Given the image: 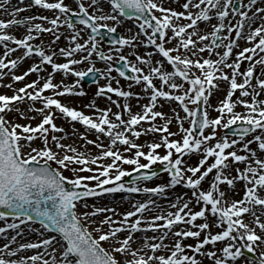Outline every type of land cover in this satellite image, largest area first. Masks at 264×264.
<instances>
[{
  "label": "snow or ice",
  "instance_id": "1",
  "mask_svg": "<svg viewBox=\"0 0 264 264\" xmlns=\"http://www.w3.org/2000/svg\"><path fill=\"white\" fill-rule=\"evenodd\" d=\"M10 0H0V6L6 5ZM78 5V11L73 10L64 0H28V7L36 6L40 9L49 10L54 13V18L49 19L46 16H30L24 19H16V15L25 11V8L17 7L10 15L9 20L0 19V45H3L5 51L4 57H8L15 52L17 48L24 49L23 55L17 59H11L5 62L0 58V70L16 69L18 63L24 57H31L34 52V46L30 41L36 39L40 33H52L54 39L52 43L59 40L58 29L66 25L73 29L70 37V43L74 47L60 48L59 53L66 58V62L57 63L53 56L55 53L46 54L43 47L35 46V56L39 57V63L29 67L22 75H12L13 81H22L31 73L40 72L41 65L48 64L51 72L43 78L41 85L40 78L34 80L15 91L12 96L0 95V209H8L13 214V219L19 223L13 222L6 227H0V234L6 233L7 229L16 230V236L22 235L19 231L20 225L33 220V216L38 218L42 229L50 235L42 237L37 242H24L19 244L18 249L13 250L5 243L0 247V264H202L197 256H203L213 260L214 264H230L241 258L246 249L248 253H254L257 242L264 240V237L257 235L255 230L245 223L242 219L244 214L252 212L250 206H261L260 211L264 212V197L259 195L264 191V159L257 158V153L249 148L253 142L258 144L261 152H264V99H257L264 93V78L254 80V67L256 64L264 66V56L257 60L253 57L258 53H264V22L256 27H251L257 16L264 21V7H255L257 0H184L182 8L184 11H176L170 7H164L165 0H109L111 13H104L102 8L97 6L98 0H90L88 6L82 0H75ZM175 2V0H173ZM97 6L90 12L89 8ZM191 9H197L193 12ZM214 11L218 23L212 25V31L200 35L197 32L198 22L210 21V13ZM252 15H249V12ZM100 14H97V13ZM160 15H156V13ZM135 16L138 24V34L130 38L121 36L113 40V44L120 46L135 47L133 41L137 40L138 35L147 37L145 45L155 48L156 52L163 61H157L162 65L164 61L171 65L172 71H163L162 67H150L148 74L143 73V69L136 65H131V71L138 73L131 79L137 84L143 82L145 91L150 92V100L147 105L142 106V112L133 114L128 103L122 106L116 101L117 108L122 111L111 113V108L98 109L94 103L86 105L92 107L99 115L94 119L92 116L84 114L75 108L69 107L54 97L76 95L83 96L85 93L74 91L90 73L99 72V69L89 67L87 71L76 70L73 65L80 64L92 57L93 53L102 61H111V55H106L103 51H98L97 36L101 30L106 34L117 32L115 25H109L108 21L119 23V17ZM230 16H238L239 20L235 25L230 21H225ZM63 17V20H61ZM76 23L90 29L84 43L77 42L81 33L75 30ZM181 19L188 23H178ZM34 20L47 21L51 27H44L41 23H32ZM245 22H248L250 31L245 34L243 29ZM27 25V34L23 38H17L9 34L6 30L13 26ZM192 29V32H188ZM150 30V31H149ZM171 31L172 36L166 39L167 32ZM227 33L222 35V33ZM235 33L237 39L243 38L251 47H245L236 54L235 60L229 63L234 47H238L237 39H230L232 33ZM35 33V35H33ZM197 36V40L192 37ZM177 39V45L173 48H167L165 45L172 39ZM208 41L204 44L202 42ZM8 42L16 45V48L8 46ZM187 50L192 56H198L200 53L207 52L211 56L215 50L223 48L222 54L215 52L218 59H200L193 60L188 56L180 54L172 55L173 52H179L180 49ZM120 51L119 48L116 49ZM87 53L81 59L72 58L75 53ZM248 54V55H246ZM149 57L151 53H148ZM136 60L141 64H151V60H145L140 55H136ZM249 61L248 67L241 72V62ZM119 61L123 62L122 68L116 69L120 77H125L124 69L130 67V62L125 55L119 56ZM198 69L200 76H190L192 69ZM224 68L231 72H224ZM111 65L107 68V79H111ZM62 73L64 76L71 74L78 79L73 85H64L63 80L60 83H53L56 73ZM3 73L0 72V77ZM158 76L162 82L161 87H157L152 77ZM237 77H242V82H238ZM175 78L187 81L189 88L184 89L182 83H177ZM217 81H226L229 84V90L225 98L220 101V106L216 109L220 114L215 119H209L207 111H201V101L208 104L209 96L213 89L219 90ZM166 85L171 91L163 90ZM258 86V87H257ZM10 87V85H8ZM249 88L252 92H249ZM31 89L32 91H28ZM46 90H51L52 95H42ZM182 90V92H181ZM239 90V96L236 100L232 97ZM105 93H114L117 97L127 99L134 95L129 91L121 90L119 87L113 88L111 84L98 88L96 95L102 96ZM207 93V94H206ZM251 97V100L242 99ZM158 98L168 101L179 102L188 119L189 128L183 127V121L177 115L180 130L184 133L182 142L169 140L167 137L174 135L169 132L167 120L161 127H149L146 131L162 132L167 135L162 136V143L152 142L147 145L149 151L145 153L141 150L143 147L134 142L133 139L125 134L131 133L134 138H139L141 131L135 129L142 121L148 122L156 118L165 119V114L161 111H155ZM25 99L32 102H41L42 108H29L28 111H34L42 115V119L36 126L21 125L5 118L4 113L11 112L17 102ZM189 104L194 107L189 108ZM242 105L246 109V114H240L234 111L237 105ZM21 118L34 119L35 117H26L24 112L15 108ZM59 112L64 118L72 122H78L85 126L89 131L94 130L97 134L106 136L109 140L108 145L99 141L88 140L84 136L80 138L85 140L86 144L94 145L100 149L97 155L86 154L78 151L77 148L61 143L64 137H57L55 133L64 132V129L58 127L54 120L55 113ZM109 113L115 117L111 119ZM122 113H128L127 120L122 118ZM227 117V118H226ZM233 126H237L233 128ZM232 129L234 133L239 134L238 139H229L225 133L223 137L217 138L216 128ZM211 128L210 134L205 135L204 130ZM199 130L200 136H196V130ZM259 130V134L257 133ZM49 133H52L49 136ZM253 133V138L243 143L242 151L249 155L238 154L237 150L226 152L228 149H234V146L245 141V136ZM39 139L42 147H33L32 142ZM51 140L53 146L49 144ZM215 140L214 146L210 141ZM117 145L125 146L123 151L130 152L135 149L131 157L124 156ZM164 147L166 154L159 155L157 149ZM173 150L179 154L173 159ZM201 152L202 156L196 166H184L182 157L188 153ZM214 158L211 163H207L209 158ZM143 158L147 163H141ZM229 158L234 163H247L243 171L236 168V175L229 178L225 170L229 168ZM110 159L109 163H103ZM251 161V162H249ZM52 163L57 165L52 167ZM159 163L163 171L170 176L167 185H158L156 187L136 186L141 180H150L157 176V172L151 169V166ZM255 164V167L252 166ZM207 166L205 167V165ZM123 165L134 166L131 171L125 170ZM201 169H204L203 171ZM64 170L70 171L72 176H65ZM141 170H151L150 174ZM215 175L210 184L211 190H200L202 181L213 173ZM91 173L90 175H80V173ZM133 173L137 175L133 176ZM191 173V175H186ZM199 174V175H198ZM124 177H130L131 184L126 185ZM244 181L243 196L239 200H233L225 206V192L219 190V184H226L230 188L235 181ZM94 181L92 185L89 182ZM70 185L71 187H66ZM183 184L184 187L192 190V197L197 204H201L200 210L193 212L189 207V202H184L182 196H177L175 201L170 204L176 211H168L153 215L150 219L145 217V212L154 211L158 207L154 200L148 199L145 202L132 204V210L121 213V220H114L113 216L105 215L103 219L93 220L101 213L111 212L115 214V209L110 207H100L93 205L92 210H86L78 214V205L88 209V202L85 198L95 197L103 193H145L154 195H163L167 187H175ZM108 186V187H105ZM210 206V208L206 207ZM187 210V211H185ZM206 213H211L215 217L213 226L221 227L219 233L213 234L210 231V224L207 222ZM255 216V213L252 212ZM8 213L0 211V220H4ZM135 217V219H131ZM81 218L90 223H97L94 229L99 233L97 238H93L92 233L84 224ZM200 218L205 221L200 224L194 222ZM162 221V223H158ZM261 231H264V222L259 217L254 221ZM103 225H108L107 231L103 230ZM118 225V226H115ZM144 225V227H142ZM189 225L190 228L180 227L172 231L175 226ZM226 225V227H223ZM192 228L197 230L193 231ZM163 230V231H160ZM157 233L153 237L145 236L140 247L133 248L136 242L134 234L137 232ZM201 240L202 232H206ZM118 233H127L124 238L118 237ZM172 234L174 243L164 244V240ZM16 236L11 240L16 241ZM187 238L196 240L195 244H183L182 241ZM159 240V242H149L150 240ZM227 241L225 246L220 249L221 255L217 251H205L206 245H216L217 242ZM102 242H111V251L102 247ZM239 242V243H238ZM40 250L37 254L24 256L17 259V252L26 250ZM51 249V251H49ZM167 250L168 255H157L162 250ZM186 249L188 251H186ZM148 250V251H145ZM143 252V255L140 253ZM116 253L124 257L123 260L117 259ZM49 256L50 259H45ZM253 264H264V252Z\"/></svg>",
  "mask_w": 264,
  "mask_h": 264
},
{
  "label": "rangeland",
  "instance_id": "2",
  "mask_svg": "<svg viewBox=\"0 0 264 264\" xmlns=\"http://www.w3.org/2000/svg\"><path fill=\"white\" fill-rule=\"evenodd\" d=\"M99 1H100L99 4L102 5V6H100L102 8V11L104 13H109L110 12V8L107 5H105V4H101V0H99ZM244 2L247 3L248 0H244ZM260 2L262 4H264V0H262ZM183 3H184V0H175V2H173V0H165L164 7H170L172 9H175L176 11H184V9L182 8V4ZM255 7H261V4H259L257 2V5L253 6V10H254ZM262 7H264V6H262ZM156 15L159 16L160 13L157 12ZM249 15L250 16L252 15L251 11L249 12ZM257 17L259 18V16H257ZM256 19H255V22L251 24V27H253V28L258 26V25H256L258 19L257 20ZM238 20H239L238 16H230L225 21V23H228L230 21L233 25H235ZM260 21H261V19H260ZM112 22L114 23V25L121 26V29L119 30V32L121 33V36H123L125 38H130L133 35H137L138 34V26H136L134 24L124 23L123 21H120L119 23H116L114 21H112ZM186 22H188V21H185V20L182 19L178 23L184 24ZM204 23L205 22H200V24H204ZM260 23H262V21ZM136 27H137V29H136ZM247 29H250V28L248 26V22H245V27L243 29V32L245 33V31ZM211 31H212V25L210 24V26H208V28L205 31L201 32L200 35H203L205 33H209ZM224 34H227V33L226 32L222 33V35H224ZM245 34H247V33H245ZM71 35L72 34H70L69 37H68V42L66 44L67 48H70L71 45H72V43H70ZM143 36L144 35L140 34V35H138L137 40L133 41V44H135V47H134L135 49L129 50L128 48L130 46H122V48H119L120 49L119 52H117L116 49H115L113 51V55L114 56L110 54L113 59L111 61H103L102 64H100L98 66L99 71L101 73H104L105 76H107L108 75L107 66L111 65V67L113 68L114 60L115 59H119L120 55H125L127 60L130 57H133L135 59V63L137 64L136 66L142 68L144 74H148L149 73L150 67H159L160 64L157 63V61H158L157 59L153 58L152 56L148 57L149 56L148 53H149L150 50L143 48V43H141L142 41H145V38ZM171 36H172L171 31H168L167 35H166V39L168 37H171ZM192 39L194 40V36L192 37ZM230 39H237L235 37V33L234 32L230 36ZM202 43L206 44V43H208V41H204ZM176 45H177V39L174 38V39H172L170 41V43H167L165 45V47L173 48ZM237 45H238V47H234L232 55L229 58L230 61H228V62H230V63L233 60H235L236 54L239 51H242L245 47H251V44H249L243 38L237 39ZM223 50H224L223 48H220V49L215 50V52H220L222 54ZM2 51H4V49L0 50V53ZM101 51H103L102 47H101ZM184 52H185V50L181 48L179 50V52H173L172 55H177V54H180L182 56L186 55V56H188L189 58H191L193 60H197V59L201 60L202 58L203 59L210 58V59H213V60L217 59L215 52L213 53V56H211V57H208L207 56L208 53H206V52L200 53L199 56H197V57H192L190 54H188V55L184 54ZM104 53L107 54V52H104ZM136 55H140L145 60L150 59L151 60V64L150 65L141 64L139 61L136 60ZM246 55H248V54H246ZM261 56H264V53H258V55L253 57V60L255 61V60L259 59ZM57 60L60 61V59H57ZM90 60H91V58H89V60H86L85 62H89ZM249 63L250 62L247 61V60L242 61L241 62L240 71L243 72L248 67ZM164 67H165V69H164ZM263 67L264 66L259 65V64L255 65V67H254V76H255L254 78L255 79L264 78V69H263ZM10 70H12V69L9 68L8 72ZM162 70L163 71H172L173 69L171 68V65H168L167 62H166V63H163ZM223 70H224V72L229 73V74L231 72V70L227 69V68H225ZM134 75H139V74L138 73H134ZM200 75H201L200 71L198 69H195V68H193L192 72L190 73V76H200ZM9 76H10V79L12 81V75L10 74ZM110 76H111L110 80L107 79V78H104L103 81L100 82L98 85L104 87V86H106V85H108L110 83L113 88L119 87L121 90L129 91V92L133 93L134 95L130 96L127 99V101H125L124 98L117 97L114 93H111V94H109L110 97L108 99L107 97H102V96L100 97V96L96 95V92L98 90V88H97L98 86H96V87H85V86L82 85L80 89L85 93V95H83V96L66 95V96H58V97H54V98L59 99L62 103L66 104L69 107L75 108V109H77L79 111H82L86 115L92 116L94 119L99 115V113L96 112L95 109L92 108V107H86V105L94 103L95 108H98V109L111 108V113H115L117 111H122V108H117L116 104H113L112 101H116L121 106L126 102V103L129 104L131 112L133 114L142 112V106L147 105L149 103V100H150V92L149 91H145L144 86H143V82H141L140 84H137L135 82V80H133V79H131L129 82H124L121 79H119V82L116 83L115 81L112 80L111 73H110ZM152 79H153L154 84L159 88L160 85L162 84V82L159 80L158 76H153ZM237 79H238V82H242L243 78L242 77H237ZM69 80L71 82L74 81V79H72V78H69ZM175 81L177 83H182L184 89H187V88L190 87V85L187 83V81H183L180 78H175ZM53 83H55V82H53ZM217 83L219 84V90L213 89L212 90V94L209 96L208 104L205 105L203 103V106H204V110L203 111H205V110L207 111L208 118L210 120L211 119H215V118H217L220 115L217 112L216 109L220 106V101H222L225 98L226 93L229 90L228 82H226V81H217ZM0 85L2 86L1 83H0ZM19 88L20 87H17V86L16 87H13V86L11 87V84H10V87H0V95L12 96L15 93V91L17 89H19ZM163 90L171 91L170 89H168L167 86L164 87ZM28 91H32V90L29 89ZM181 92H182V90H181ZM42 95L49 96V95H52V92L51 91L44 92V93H42ZM235 95H237V92L235 93ZM96 99H97V101H96ZM232 99L236 100V98H234V97H232ZM242 99H246V100L250 101L251 97H244ZM257 99H264V95L258 96ZM188 106H189V108L194 107L191 104H189ZM237 106L234 109L235 112L240 113L242 115L246 114V109L242 105L238 104ZM32 107L42 108L43 105L39 101L32 102V101L27 100V99H25L22 102H17L15 104V108H19L20 112H24L26 117H35L34 119L21 118L20 114L17 111H15V108H14L13 111L4 113L3 115H5V118L7 120L11 121V122L19 123L21 125H29L30 124L31 126L34 127V126H36L37 124L40 123V121L42 119V115L40 113H37V112H34V111H28V109L32 108ZM154 110L163 112L165 114V119H161V118L158 117V118H156L155 120H152V121H148V122L142 121L139 125H142L146 129L145 130L144 129L138 130V131H141L142 133L145 132L138 139L132 137L131 134H130V136L133 138L135 143L143 146L141 148V150L144 151L145 153H147L149 151V149L147 147V145L149 143H152V142L162 143L161 137L167 135L166 133H162V132L146 131L149 127H161V126H163L165 124V122L167 120H170L171 123L168 124V130H169V132L174 133V135L168 136L167 138L169 140H172V141L182 142V136L184 135V133L181 132V130H180L179 122L177 121L176 116L178 115L181 118V120L183 121V127L184 128H189L191 126L189 124L188 119H184L186 114L184 113L183 109L180 106L174 105L171 101L170 102H160L158 100L157 106H156V108ZM111 113H109L110 118L114 120L115 117L112 116ZM55 116H56V118L54 120V123L58 127H61V128L64 129V132L55 133V135L57 137H64V139L61 140V143L66 144V145H70L72 147H75V148H77L78 151L85 152L86 154L97 155L100 152V149L96 148L94 145L86 144L85 140L80 138L81 136H84L88 140L97 141V136L99 134H97L94 130L89 131L85 126L81 125L78 122H72L70 119L64 118L58 111L55 113ZM122 118L127 120L129 118L128 113H122ZM224 130L225 129L222 128V127H217L216 128L217 138L223 137L225 135V131ZM211 131H212L211 128H206L204 130V134L208 135V134L211 133ZM125 134L126 135L129 134V132H127ZM147 134H150V135L153 134L156 137L148 139L149 136L147 137ZM256 134H259V130H257ZM51 135H52V133H49V136H51ZM253 135L254 134L252 133L251 135L245 136V141H241V142L237 143L234 146V149H228V150H226V152L232 151V150H237L238 154L249 155L248 153L243 152L241 149L243 147V143L246 142L247 140H251L253 138ZM199 136L200 135H198L197 137H199ZM228 137H229L230 140L239 138V137H230V136H228ZM97 142H102L105 146L109 144L108 138L106 136H103V135H99V141H97ZM215 142L216 141L213 140V141H210L209 143H210V145L214 146ZM49 144L51 146H53V148H54V144H53V142L51 140H49ZM32 146L33 147H42V142L39 139H37V140L32 142ZM117 147L123 153V155L127 156V157H131L134 154V151H135V149H133L130 152H124L123 149H124L125 146L117 145ZM249 148L257 153V158L264 159V152H261L259 150L258 144L256 142H253L252 144H250ZM54 150L60 151V150H57L55 148H54ZM156 151H157V153L159 155H164V154H166L167 149L162 146L161 148L157 149ZM178 155L179 154H176L174 152V150H173V159H175ZM201 156H202L201 152H193V153H188V154L184 155L182 157V159L184 161V166H196L198 164L199 160L201 159ZM213 159L214 158L210 157L207 163H211L213 161ZM109 162H110V159H107V160L103 161V163H109ZM140 162L141 163H147V161H145L143 158L140 159ZM249 162H251V161H249ZM228 163H229V168L225 170V174L228 175L229 178H231L232 176H235L237 174L236 171H235L236 168H239L241 171H243L245 169V167L247 166L248 162H246V163H234V162H231V158H229ZM206 166H207V164L205 165V167ZM252 166L255 167V164L252 163ZM52 167L56 168L57 165L55 163H52ZM133 167L134 166H132V165H123V168L125 170H128V171H131ZM154 167L162 168V166L159 163L152 165L151 169L154 168ZM201 170L203 171L204 169H201ZM63 174L65 176H69V177L72 176V173L70 171H67V170H64ZM90 174L91 173H87V172L80 173V175H85V176L90 175ZM186 175H191V173H187ZM207 178L208 177H206L205 180L202 181L201 186H200V190H211L210 189V184L213 181V179L210 180V181H207ZM125 179H126V177L123 178V181H124V183L126 185H128V183L125 182ZM169 180H170L169 174L167 172L163 171V168H162L161 173L155 179H153L152 181L147 182V183L144 182V181L143 182H139V184L136 185V186H139L141 188H143V187H156V186H158V185H160L162 183H167L168 184ZM89 183L92 184V185L95 184L94 181L89 182ZM240 183H246V182L239 181V180L234 182L233 186L236 188L235 192H234L235 194L233 193V196L231 194H228V193L226 194V196L224 198L225 206L229 205L233 200H239V199L242 198V196H243L242 189L243 188H241V189L238 188V186H240ZM219 186H220L219 190L222 191V192H223V190L226 187H229L226 184H219ZM105 187H108V186H105ZM172 188L174 189V191L177 192L178 196H182L183 197V201H188V200L191 201V203L189 204V207L191 208V210L193 212L200 210V207L202 206V202H201V204H197L196 203L195 198L192 197V190L191 189L184 187L183 184L177 185V186L172 187ZM259 195L264 197L263 194L259 193ZM147 197H149V199H158V198H156V197H158V195L145 194V193H125V192L103 193L102 195H99L98 197H95L94 199H87L88 209H84L83 207L78 205L77 211H78V214H82L86 210H92L93 205L100 206V207H110V208H114L115 209V214H113L111 212L101 213V214H99L96 217H92V219L96 220L98 222L99 220L103 219V217L105 215H111V216H113L114 220L118 221V220L122 219V216L120 215L121 213H125V212H127L129 210H132V208H131L132 204L141 203ZM169 202L170 203L172 202V198L169 199ZM155 203H157V202H155ZM206 207L210 208V206H206ZM253 207L257 208V207H261V206H253ZM185 211H187V210H185ZM159 213H161V212L156 207L154 211L145 212L143 215L150 219L153 215L159 214ZM206 215H207V222L210 224V231L213 234L219 233L222 230V228L213 226L214 223H215V220H213L211 218L212 217L211 213H206ZM244 215H246V216L248 215V217L250 216V217H253V218L258 217L257 215H255V216L252 215L251 212L248 213V214H244ZM131 219L134 220L135 217H133ZM13 222L19 223L18 220L14 221L12 219L11 220L10 219L0 220V227H6L7 224L13 223ZM203 222H205V221H203L200 218H198L197 221H195L194 223L200 224V223H203ZM244 222L246 223L247 220L245 219ZM81 223L84 224V226L88 228V230L92 233L93 238H97L98 237L99 233L94 231V229L98 226L97 223H90L88 220H85L83 218H81ZM158 223H162V221H160ZM115 226H118V225H115ZM182 226H186L185 228H190L191 227L189 225H182ZM142 227H144V225H142ZM223 227H226V225H224ZM178 228H180V225L179 226H175L172 231L174 232L175 230H178ZM252 228L255 230L257 235L264 234V232H260L261 230L259 229V227H252ZM107 229H108V225H103V230L107 231ZM192 230L195 231L197 229L192 228ZM19 231L22 233V235L16 236V230H12V229H7L6 233L0 234V247H3V245L5 243H8L9 247L11 249L16 250V249H18V246L21 243H24V242H37L42 237L50 236V233H48L46 230L42 229L41 226L35 225L33 223H28V222L26 224H24V225H20ZM160 231H163V230H160ZM169 234H171V233H169ZM206 234H207V231L206 232H202L200 239L202 240L204 235H206ZM126 235H127V233H118V237H120L121 239L124 238V236H126ZM154 235H158V234L157 233H153L151 231H148L146 233L145 232H137V233H135L134 234V238H135L136 242L133 244V248H138V246L140 247V245L142 243V240H143V238L145 236L153 237ZM12 236H16V241L15 242H13L11 240ZM187 239L183 240L182 243L183 244H195L196 243V240H194L193 238H187ZM172 240H174L173 237H172ZM149 242H157L158 243L159 240L158 239L154 240V241L150 240ZM170 243H171V241H168V243H166V245H170ZM225 243L226 242H217V244L214 245V246L213 245H206L204 250L205 251L214 250V251H217L218 255H221L222 253L220 252V249L223 248ZM171 244H173V242ZM102 247H104L106 250L111 251V242H102ZM38 251H43V249H40V250L31 249V250H26V251H23V252H19L18 251L17 252V256L16 257H12V259H17L21 255H24V256L34 255V254H37ZM49 251H51V249H49ZM145 251H148V250H145ZM186 251H188V250L186 249ZM242 251H243L244 255L239 260V263H236V264H253V262L259 257L260 253L264 252V240H262L260 242H257V245H256L254 253H248L246 249H244ZM164 253H168L166 249L158 252L157 255H162ZM143 254H144L143 252L140 253V255H143ZM115 255H116L117 259H121V260L124 259V257L121 256V254L116 253ZM44 258L45 259H50L49 256H45ZM197 258L202 262V264H214L213 260H209V259H207V258H205L203 256H199L198 255ZM232 263L233 262H230V264H232Z\"/></svg>",
  "mask_w": 264,
  "mask_h": 264
},
{
  "label": "bare ground",
  "instance_id": "3",
  "mask_svg": "<svg viewBox=\"0 0 264 264\" xmlns=\"http://www.w3.org/2000/svg\"><path fill=\"white\" fill-rule=\"evenodd\" d=\"M262 6H264V4H261V7ZM193 11V10H192ZM197 11V10H196ZM214 11L215 10H213V12L212 13H210L211 15H212V19H214L215 21V24H217L218 23V20H217V18H215V14H214ZM257 19H258V21H257V24L256 25H259V23L261 22L260 21V19L258 18V17H256ZM256 19V20H257ZM262 22H264V21H262ZM206 27H207V24H204V25H201V24H199L198 26H197V32L200 34V30L201 29H206ZM250 31V29H247L246 31H245V33H248ZM194 40H197V36H194ZM224 51V50H223ZM207 53V52H206ZM184 54H190L191 55V53L190 52H188L187 50H185V52H184ZM207 56L208 57H211V56H213V54L211 55V56H209V54H207ZM216 57H217V59H218V56L216 55ZM230 61V60H229ZM230 63V62H229ZM225 69V68H224ZM145 130V129H144ZM145 133V132H144ZM153 135V134H152ZM152 135H150V134H147V137L149 136V138L148 139H151V138H154V137H156V136H152ZM127 136L129 137V139H133L131 136H130V132H129V134H127ZM147 140V139H146ZM214 175H215V170L213 171V173H210L209 174V176H208V178H207V181H210V180H212L213 178H214ZM206 181V182H207ZM160 185H167V183H162V184H160ZM244 185H245V183H240V186H238V188H243L242 189V191L244 192ZM218 187H220L219 185H218ZM235 187L234 186H232L231 188L230 187H226L224 190H223V192H225L226 194L228 193V194H231L232 196H233V193L235 192ZM239 190V189H238ZM260 194H263L264 195V191H260L259 192ZM235 194V193H234ZM178 195H177V192L176 191H174V189L172 188V187H167L166 188V191H165V193L163 194V195H158V197H156V198H158V199H152V200H154L155 202H157L156 203V205L158 206L157 208H158V210L161 212H163L164 214H166L168 211H172V212H174V211H176V209L175 208H171L170 207V204L172 203V202H174L175 201V199H176V197H177ZM172 198V202L170 203L169 202V199H171ZM149 199V197H147L146 199H144V201L143 202H145V201H147ZM160 200V201H159ZM184 202H189V204L191 203V201L190 200H188V201H184ZM170 203V204H169ZM251 208H252V212H254L255 213V215H257L259 218H260V220H261V222H264V212H262V211H260V207H257V208H254L253 206H250ZM251 212V213H252ZM253 215V214H252ZM213 220H215L216 218L215 217H211ZM242 219L245 221V219L247 220V222L246 223H248L249 224V226L250 227H258V225L254 222L255 221V218H253V217H248V215L246 216V215H243V217H242ZM195 224H197V223H195ZM182 225H180V227H181ZM183 228H185L186 226H182ZM196 229V228H195ZM176 231V230H175ZM260 232H264V231H260ZM172 235L171 234H169L168 235V238L166 239V240H164V244H166V243H168V241H171V243L173 242L174 243V240H172V237H171ZM261 237H264V234H261L260 235ZM188 240V239H187ZM224 242H226L227 243V241H224ZM171 243H170V245H171ZM225 243V244H226ZM239 243V242H238ZM225 244H224V246H225ZM223 246V247H224ZM139 247V246H138ZM242 250H244V249H242ZM169 253H164V254H162V255H168ZM241 258H239V259H237L236 261H234L232 264H236V263H239V260H240Z\"/></svg>",
  "mask_w": 264,
  "mask_h": 264
},
{
  "label": "water",
  "instance_id": "4",
  "mask_svg": "<svg viewBox=\"0 0 264 264\" xmlns=\"http://www.w3.org/2000/svg\"><path fill=\"white\" fill-rule=\"evenodd\" d=\"M135 175H137V173L133 174V176H135ZM66 187H68L67 184H66ZM69 188H70V187H69ZM0 211H3V212H5V213H8V215H13V214L10 212V210H8V209H0ZM33 220L39 222L38 218H36L35 216H33Z\"/></svg>",
  "mask_w": 264,
  "mask_h": 264
}]
</instances>
